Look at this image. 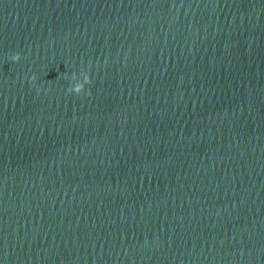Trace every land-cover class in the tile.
<instances>
[{"label":"water","instance_id":"1","mask_svg":"<svg viewBox=\"0 0 264 264\" xmlns=\"http://www.w3.org/2000/svg\"><path fill=\"white\" fill-rule=\"evenodd\" d=\"M0 264H264V0H0Z\"/></svg>","mask_w":264,"mask_h":264},{"label":"clouds","instance_id":"2","mask_svg":"<svg viewBox=\"0 0 264 264\" xmlns=\"http://www.w3.org/2000/svg\"><path fill=\"white\" fill-rule=\"evenodd\" d=\"M22 59L19 53H14L10 56L12 62H19ZM36 77H32L33 84L35 85ZM72 80V86L68 88L69 93L74 94H88V86L92 84V78L90 74L85 73L83 76L76 75L70 77Z\"/></svg>","mask_w":264,"mask_h":264}]
</instances>
